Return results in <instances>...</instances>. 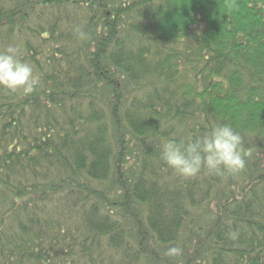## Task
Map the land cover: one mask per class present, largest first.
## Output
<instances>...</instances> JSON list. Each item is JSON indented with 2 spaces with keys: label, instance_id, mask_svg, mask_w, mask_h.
Here are the masks:
<instances>
[{
  "label": "trees",
  "instance_id": "trees-1",
  "mask_svg": "<svg viewBox=\"0 0 264 264\" xmlns=\"http://www.w3.org/2000/svg\"><path fill=\"white\" fill-rule=\"evenodd\" d=\"M8 45L40 83L0 87V264H264V0H0ZM222 123L242 171L164 164Z\"/></svg>",
  "mask_w": 264,
  "mask_h": 264
},
{
  "label": "clouds",
  "instance_id": "clouds-1",
  "mask_svg": "<svg viewBox=\"0 0 264 264\" xmlns=\"http://www.w3.org/2000/svg\"><path fill=\"white\" fill-rule=\"evenodd\" d=\"M74 31L82 40L88 34L82 27L76 26ZM40 83L33 67L19 58L17 46L8 45L0 51V87L13 93L23 95L33 93ZM164 164L177 175L190 178L206 170L209 174L222 175L238 173L245 168L246 158L252 155L251 150L243 146L242 135L227 124H215L210 130L194 140H168L161 150ZM230 238L236 240L238 233L231 232ZM182 248L172 246L166 250L169 257L179 256Z\"/></svg>",
  "mask_w": 264,
  "mask_h": 264
}]
</instances>
